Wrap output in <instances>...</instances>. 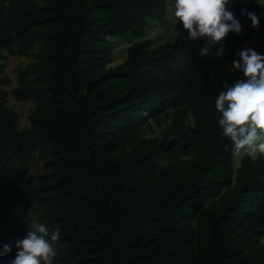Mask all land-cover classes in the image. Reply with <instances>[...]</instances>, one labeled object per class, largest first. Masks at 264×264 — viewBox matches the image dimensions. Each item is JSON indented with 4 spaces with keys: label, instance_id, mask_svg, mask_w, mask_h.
<instances>
[{
    "label": "trees",
    "instance_id": "trees-1",
    "mask_svg": "<svg viewBox=\"0 0 264 264\" xmlns=\"http://www.w3.org/2000/svg\"><path fill=\"white\" fill-rule=\"evenodd\" d=\"M166 1L0 0V264L32 214L61 232L53 264H264V157L234 169L215 108L225 81L243 76L236 33L211 44L178 22L171 41L135 42L108 68L112 39L166 26ZM234 13L242 42L264 39V5ZM4 51L31 58L10 92L34 102L21 131ZM152 123L164 127L147 138Z\"/></svg>",
    "mask_w": 264,
    "mask_h": 264
},
{
    "label": "clouds",
    "instance_id": "clouds-1",
    "mask_svg": "<svg viewBox=\"0 0 264 264\" xmlns=\"http://www.w3.org/2000/svg\"><path fill=\"white\" fill-rule=\"evenodd\" d=\"M231 0H175L173 16L187 32V39L208 38L211 44H219L230 32L240 33L242 25L233 12L228 10ZM253 27H259L260 19L254 12L242 10ZM209 47L200 50L208 55ZM221 46L217 56L223 55ZM239 60L232 68L242 71L245 79L236 80L231 86L225 81L226 90H221L215 108L222 135L231 140L225 151L234 156L245 154L253 159L264 157V55L252 48L237 53ZM61 232L50 231L43 224L33 223L24 238H17V253L9 264H53ZM5 252L10 251L4 245Z\"/></svg>",
    "mask_w": 264,
    "mask_h": 264
},
{
    "label": "rangeland",
    "instance_id": "rangeland-1",
    "mask_svg": "<svg viewBox=\"0 0 264 264\" xmlns=\"http://www.w3.org/2000/svg\"><path fill=\"white\" fill-rule=\"evenodd\" d=\"M237 3L242 4H252L259 3L264 5V0H231L229 3L228 10L234 13V6ZM174 4L175 0H167L166 1V15H167V23L166 26H160L157 22L150 20L148 22V26L146 28V34L143 37L135 38L130 34H126L124 36H119L111 41L114 45L112 62L108 65V68H114L117 65L121 64L126 59L127 49L135 42H141L145 40H151L152 45L154 47L160 46L169 42L175 36V25L178 21L173 16L174 12ZM235 15V13H234ZM237 39L232 46L233 49V61L239 60L237 53L244 48H252L258 53L264 52V39L258 36H254L247 43L241 41V37L243 35V29L240 33H236ZM5 56V68L4 73L11 80V83L3 88V90L7 93L6 106L11 108L17 114V129L19 131L24 130L29 127L28 117L31 111L34 109V102L31 100H16L14 99L10 92L15 87L16 75L17 71L23 68L28 62L31 61L30 57L24 56H9L7 52H3ZM242 79H245L244 74ZM164 126H157L155 124H151V129L146 131V137L151 138L154 136H159L161 129ZM245 154H241L240 156H234L232 158L233 167L237 169L240 165L241 158ZM42 172V163L39 161H34L30 164L29 178L28 182H35L36 177ZM32 224L35 222V216L32 214L31 216ZM264 243V239H263Z\"/></svg>",
    "mask_w": 264,
    "mask_h": 264
}]
</instances>
